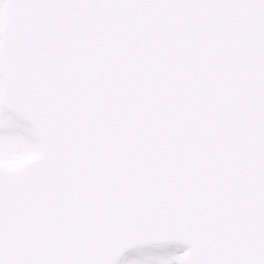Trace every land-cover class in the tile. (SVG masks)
Listing matches in <instances>:
<instances>
[{
	"label": "snow or ice",
	"instance_id": "1",
	"mask_svg": "<svg viewBox=\"0 0 264 264\" xmlns=\"http://www.w3.org/2000/svg\"><path fill=\"white\" fill-rule=\"evenodd\" d=\"M0 264H264V0H0Z\"/></svg>",
	"mask_w": 264,
	"mask_h": 264
}]
</instances>
